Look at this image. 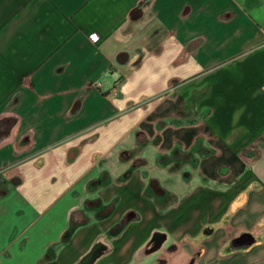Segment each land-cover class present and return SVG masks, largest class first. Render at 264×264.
Here are the masks:
<instances>
[{"label": "crops", "instance_id": "crops-1", "mask_svg": "<svg viewBox=\"0 0 264 264\" xmlns=\"http://www.w3.org/2000/svg\"><path fill=\"white\" fill-rule=\"evenodd\" d=\"M0 264H264V0H0Z\"/></svg>", "mask_w": 264, "mask_h": 264}, {"label": "built area", "instance_id": "built-area-1", "mask_svg": "<svg viewBox=\"0 0 264 264\" xmlns=\"http://www.w3.org/2000/svg\"><path fill=\"white\" fill-rule=\"evenodd\" d=\"M90 39H92V40L97 39V34H95V33L90 34Z\"/></svg>", "mask_w": 264, "mask_h": 264}]
</instances>
